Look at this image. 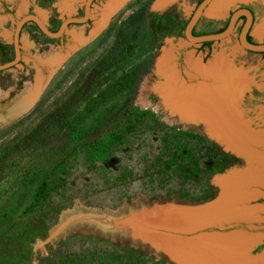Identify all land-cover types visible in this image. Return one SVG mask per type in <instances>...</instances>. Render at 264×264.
Segmentation results:
<instances>
[{"label": "rangeland", "instance_id": "obj_1", "mask_svg": "<svg viewBox=\"0 0 264 264\" xmlns=\"http://www.w3.org/2000/svg\"><path fill=\"white\" fill-rule=\"evenodd\" d=\"M85 1L0 0V65L17 20L55 33ZM197 2L93 0L57 38L22 25L0 71V264H264V55L239 46V23L189 43ZM239 6L264 44V0H211L192 35ZM66 102L56 166L6 154Z\"/></svg>", "mask_w": 264, "mask_h": 264}, {"label": "trees", "instance_id": "obj_2", "mask_svg": "<svg viewBox=\"0 0 264 264\" xmlns=\"http://www.w3.org/2000/svg\"><path fill=\"white\" fill-rule=\"evenodd\" d=\"M200 1L201 0H198L196 6L200 3ZM140 11L141 10H139V12ZM136 14H139V13H136ZM139 20H140L139 15H133L132 17H130V25L136 26L138 24ZM227 22L228 21H226V23H224L222 25V27L215 30L211 34L221 32L226 27ZM186 23H185V25H186ZM194 26H193V28H194ZM193 28L191 31L192 34H193ZM117 35H118V38H119V36H121V34H118V33H117ZM117 35H116V37H117ZM200 35H205V34H199L198 36H200ZM246 39L248 42L251 41L249 37H246ZM116 40H117V38H116ZM118 41H119V39H118ZM209 43L210 42H203L204 45H208ZM251 53H254V52H251ZM260 54L264 55V53H260ZM78 91H79V89L76 91L77 95H78ZM66 103L68 105L63 106V104H64L63 103L57 109H54L52 112L48 113L42 120H40V122L35 126V128H33L30 131V133L26 137H23L20 140V142L19 141L15 142L14 145H12L10 147V149L8 151H6V154H9L13 150L17 149L19 147V144H20L23 148L27 147V149L30 150L29 152L36 153L35 156H40V157L42 156V158H44L46 155L50 156V154L51 155L55 154V155H57V157L59 156V158H56L57 161L53 165V166H56L57 162L60 160V158H63V156L66 154V150L64 148L67 147V143L65 144V142L71 138V135H70L71 130H68V129L65 130L66 134L61 133V129H62V125H63L62 122L69 121L67 115L69 114L70 109H68V108L71 104L68 102H66ZM71 110H74V109H71ZM106 114H109V113H106ZM60 135L64 136L65 140L58 142L61 139ZM5 156H7V155H5ZM5 156H3L1 159L4 160ZM41 160L42 159H38L37 164L41 165L42 164ZM6 161H7V157H6V160H4V162H6ZM3 165H4V163H3ZM41 171L42 170H39V174ZM47 179H48V176L44 175V177L41 180L40 186L38 187L36 193L34 194V196H36L38 199H40V197L44 199V195H42V192L45 189V187H47Z\"/></svg>", "mask_w": 264, "mask_h": 264}, {"label": "water", "instance_id": "obj_3", "mask_svg": "<svg viewBox=\"0 0 264 264\" xmlns=\"http://www.w3.org/2000/svg\"><path fill=\"white\" fill-rule=\"evenodd\" d=\"M91 1L92 0L85 1L82 17H80L79 19L70 18V19L63 21L55 33H50L49 31H47L42 25H40L38 20L33 16H26V17H23L20 21H17L14 32H13V41H12L13 48H14V54H15L14 59L8 63L0 65V71L7 69L16 63V59L18 57V51L16 49V42L18 39L19 30L21 29L24 23L31 21L36 25L39 31L43 33L45 36L51 37V38H57L62 34L64 28L68 24L70 23L80 24V23L85 22L87 15H88V7ZM210 2L211 0H201L200 3L195 7L189 19L187 20V23L184 27L183 34H184V38L189 43L199 44L203 42H214V41L224 40L225 38L229 37L233 29L235 28L237 18L240 15H243L245 16V22L241 26L239 34H238V38H237L239 46L245 51L254 52V53H264V44H252L246 40V33L251 24V16L249 12L245 9L234 11L229 17L226 27L221 32L214 33V34L193 36L191 32L192 28L198 21L203 10L206 8V6Z\"/></svg>", "mask_w": 264, "mask_h": 264}, {"label": "flooded vegetation", "instance_id": "obj_4", "mask_svg": "<svg viewBox=\"0 0 264 264\" xmlns=\"http://www.w3.org/2000/svg\"><path fill=\"white\" fill-rule=\"evenodd\" d=\"M242 9H245V10H247L248 12H249V14H250V16H251V21L253 20V14H252V12L251 11H249V9H247V8H245V7H237L234 11H237V10H242ZM233 11V12H234ZM232 12V13H233ZM231 13V14H232ZM229 17H230V15H229ZM229 17H228V19H229ZM228 19H227V21H228ZM244 22H245V16H243V15H240L238 18H237V20H236V24L237 23H239V28H238V33H239V31H240V28H241V26L244 24ZM235 24V25H236ZM246 37H249V32L247 31V33H246ZM247 40V39H246Z\"/></svg>", "mask_w": 264, "mask_h": 264}, {"label": "built area", "instance_id": "obj_5", "mask_svg": "<svg viewBox=\"0 0 264 264\" xmlns=\"http://www.w3.org/2000/svg\"><path fill=\"white\" fill-rule=\"evenodd\" d=\"M93 1V0H92ZM92 1L90 2V4L89 5H92ZM85 4V3H84ZM83 9H84V5H83ZM88 10H89V7H88ZM82 15H83V10H82ZM88 17H89V14L87 15V18H86V20H85V22H83V23H80V24H77V23H70V24H75V25H84L85 23H86V21L88 20ZM17 21H19V20H17ZM17 21H16V23H17ZM15 26H16V24H15ZM20 31V30H19ZM216 42H218V41H214V42H210V43H216ZM208 44V45H206V46H209V45H211V44ZM203 43H199L198 45H202ZM193 45H195V44H193ZM204 45V44H203ZM12 66H14V65H12ZM11 68V67H10Z\"/></svg>", "mask_w": 264, "mask_h": 264}, {"label": "bare ground", "instance_id": "obj_6", "mask_svg": "<svg viewBox=\"0 0 264 264\" xmlns=\"http://www.w3.org/2000/svg\"><path fill=\"white\" fill-rule=\"evenodd\" d=\"M73 32L76 31L77 33H81L82 30H83V27L82 26H76V27H73ZM55 49V48H54ZM48 52V51H47ZM5 98V97H4Z\"/></svg>", "mask_w": 264, "mask_h": 264}]
</instances>
